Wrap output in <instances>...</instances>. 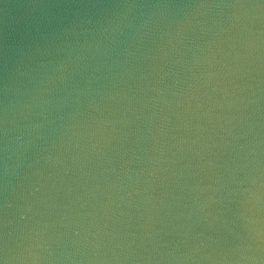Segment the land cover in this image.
<instances>
[{
	"label": "water",
	"instance_id": "95a60500",
	"mask_svg": "<svg viewBox=\"0 0 264 264\" xmlns=\"http://www.w3.org/2000/svg\"><path fill=\"white\" fill-rule=\"evenodd\" d=\"M0 264H264V0H0Z\"/></svg>",
	"mask_w": 264,
	"mask_h": 264
}]
</instances>
